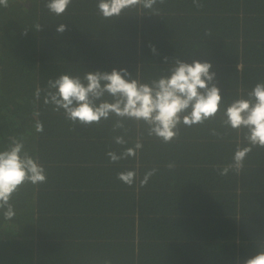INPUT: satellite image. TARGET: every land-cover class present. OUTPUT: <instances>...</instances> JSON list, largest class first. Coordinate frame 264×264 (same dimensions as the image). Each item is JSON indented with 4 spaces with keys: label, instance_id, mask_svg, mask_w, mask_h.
Instances as JSON below:
<instances>
[{
    "label": "trees",
    "instance_id": "1",
    "mask_svg": "<svg viewBox=\"0 0 264 264\" xmlns=\"http://www.w3.org/2000/svg\"><path fill=\"white\" fill-rule=\"evenodd\" d=\"M200 2L166 0L158 13L138 6L113 19L101 18L97 0H72L60 16L47 0L0 6V150L9 137L22 140L47 175L13 194L12 219L0 209V264H244L264 250V148H252L239 174L217 170L248 146L247 129L231 128L224 113L264 82V0ZM177 57L210 62L222 101L213 118L179 124L170 143L143 121L110 114L72 124L44 102L48 79L60 74L126 68L151 83ZM138 142L134 157L109 162L108 151ZM128 170L137 173L131 187L117 179Z\"/></svg>",
    "mask_w": 264,
    "mask_h": 264
},
{
    "label": "clouds",
    "instance_id": "2",
    "mask_svg": "<svg viewBox=\"0 0 264 264\" xmlns=\"http://www.w3.org/2000/svg\"><path fill=\"white\" fill-rule=\"evenodd\" d=\"M9 0H0V6L8 7ZM72 0H47L45 7L53 14H64ZM166 0H97V11L102 19L119 18L125 10L142 6L144 9L158 13L154 6L163 5ZM197 8L203 7L200 0H193ZM34 28L39 31L41 25L36 23ZM67 26L61 23L56 31L63 33ZM27 29L25 30L26 34ZM152 51L155 53V47ZM165 63L168 58H164ZM210 62L193 60L192 63L175 58L172 67L166 75L154 79L151 83H143L131 78L132 74L126 68H113L111 72L94 71L80 75L60 74L47 81L45 103L54 105L53 111L63 109L66 120L72 124H99L107 120L110 114L135 121H143L149 125V135H155L164 143H170L178 135L177 127L183 123L186 126L201 124L213 118L220 110L222 97L219 87L212 83L216 73L210 71ZM37 88L35 96L40 95ZM105 94L112 98L111 102ZM225 123L233 129H247L245 139L248 146L238 147L232 157V163L218 168L221 176H227L232 170L239 174L244 167V161L253 147L264 148V82H258L247 93V98L234 100L225 109ZM123 128L117 122L114 129ZM43 123L37 121L35 131L42 133ZM10 145L0 150V209L4 211L5 219L15 215L10 200L25 183L39 186L47 182L45 168L38 158L24 152V143L16 137H9ZM115 143L125 144L121 136L115 137ZM142 148L136 143L134 148H127L117 155L108 151L110 163L121 159L134 157L137 150ZM168 168L174 167L172 163ZM153 168L147 171L139 182L140 187L147 185L149 179L157 173ZM137 178L135 170L119 172L117 179L131 187ZM244 264H264V250L244 261Z\"/></svg>",
    "mask_w": 264,
    "mask_h": 264
}]
</instances>
